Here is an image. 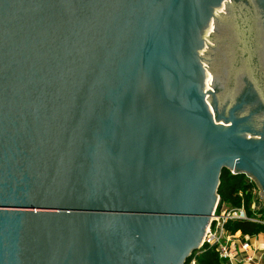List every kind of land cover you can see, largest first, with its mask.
Wrapping results in <instances>:
<instances>
[{
    "label": "water",
    "instance_id": "water-1",
    "mask_svg": "<svg viewBox=\"0 0 264 264\" xmlns=\"http://www.w3.org/2000/svg\"><path fill=\"white\" fill-rule=\"evenodd\" d=\"M224 168L264 199V0H0V264H186Z\"/></svg>",
    "mask_w": 264,
    "mask_h": 264
},
{
    "label": "trees",
    "instance_id": "trees-1",
    "mask_svg": "<svg viewBox=\"0 0 264 264\" xmlns=\"http://www.w3.org/2000/svg\"><path fill=\"white\" fill-rule=\"evenodd\" d=\"M256 184L251 182L245 174H234L224 168L221 174L218 193L220 207H239L244 205L248 213L252 215L251 203L254 197ZM228 233L242 232L244 235L255 236L264 231V225L249 220H230L225 225ZM195 259V264H223L216 247L204 244L194 251L186 264Z\"/></svg>",
    "mask_w": 264,
    "mask_h": 264
},
{
    "label": "built area",
    "instance_id": "built-area-1",
    "mask_svg": "<svg viewBox=\"0 0 264 264\" xmlns=\"http://www.w3.org/2000/svg\"><path fill=\"white\" fill-rule=\"evenodd\" d=\"M249 179L255 183L252 178ZM257 189L259 187L256 185L254 194H256ZM259 210L253 208L252 215H250L244 205L239 207H220L219 196L210 225L204 237L203 245L208 243L216 247L223 264L253 260L257 251V245L249 240L239 241L236 237V233L239 231L228 233L225 230V225L230 220H249L264 225V212H260ZM190 264H195V259Z\"/></svg>",
    "mask_w": 264,
    "mask_h": 264
},
{
    "label": "crops",
    "instance_id": "crops-1",
    "mask_svg": "<svg viewBox=\"0 0 264 264\" xmlns=\"http://www.w3.org/2000/svg\"><path fill=\"white\" fill-rule=\"evenodd\" d=\"M236 237L239 241L249 240L257 245L255 257L251 261H235L234 264H264V231L259 232L255 236L244 235L242 232H237Z\"/></svg>",
    "mask_w": 264,
    "mask_h": 264
},
{
    "label": "flooded vegetation",
    "instance_id": "flooded-vegetation-1",
    "mask_svg": "<svg viewBox=\"0 0 264 264\" xmlns=\"http://www.w3.org/2000/svg\"><path fill=\"white\" fill-rule=\"evenodd\" d=\"M245 10V9H244ZM251 10V9H250ZM252 11V10H251ZM253 12V11H252ZM244 14V13H243ZM219 32V36L223 37L225 40V42H221L218 46L219 48L217 49V52H216V56L220 59H223V60H226V53H225V48H226V45L228 44V41H229V37H231L233 35V31L229 28V27H226V26H223L222 28H219L218 30ZM255 59H257V52H255Z\"/></svg>",
    "mask_w": 264,
    "mask_h": 264
},
{
    "label": "rangeland",
    "instance_id": "rangeland-1",
    "mask_svg": "<svg viewBox=\"0 0 264 264\" xmlns=\"http://www.w3.org/2000/svg\"><path fill=\"white\" fill-rule=\"evenodd\" d=\"M261 189H257V192L256 194H254V197H253V200H252V203H251V209L253 211V208H257L260 209L259 211L260 212H264V199H261ZM256 195V196H255ZM258 213V211H257Z\"/></svg>",
    "mask_w": 264,
    "mask_h": 264
}]
</instances>
